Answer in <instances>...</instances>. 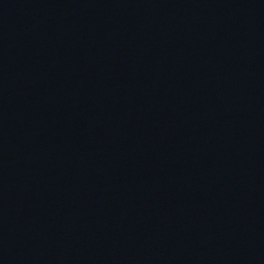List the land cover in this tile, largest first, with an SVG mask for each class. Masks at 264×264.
I'll return each mask as SVG.
<instances>
[{"label": "water", "instance_id": "95a60500", "mask_svg": "<svg viewBox=\"0 0 264 264\" xmlns=\"http://www.w3.org/2000/svg\"><path fill=\"white\" fill-rule=\"evenodd\" d=\"M0 264H264V0H0Z\"/></svg>", "mask_w": 264, "mask_h": 264}]
</instances>
